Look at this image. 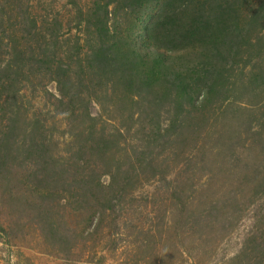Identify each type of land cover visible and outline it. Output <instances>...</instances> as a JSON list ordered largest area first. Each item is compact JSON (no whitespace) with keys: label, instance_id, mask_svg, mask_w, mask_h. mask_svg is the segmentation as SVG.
Returning a JSON list of instances; mask_svg holds the SVG:
<instances>
[{"label":"rangeland","instance_id":"rangeland-1","mask_svg":"<svg viewBox=\"0 0 264 264\" xmlns=\"http://www.w3.org/2000/svg\"><path fill=\"white\" fill-rule=\"evenodd\" d=\"M0 264H264V0H0Z\"/></svg>","mask_w":264,"mask_h":264}]
</instances>
